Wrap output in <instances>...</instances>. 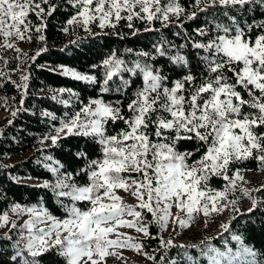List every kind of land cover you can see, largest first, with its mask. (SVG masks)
<instances>
[{"label": "snow or ice", "instance_id": "obj_1", "mask_svg": "<svg viewBox=\"0 0 264 264\" xmlns=\"http://www.w3.org/2000/svg\"><path fill=\"white\" fill-rule=\"evenodd\" d=\"M69 3L76 12L67 25L82 27L88 32L93 24L102 30L115 29L121 21H127V27L134 29V20L149 25L145 32L159 31L151 27L154 21H159L164 28L183 29L186 21H195L200 13L211 10H223L229 23H217L213 17L192 33L178 32L184 39L180 45L161 36L160 41L152 44L151 51L135 52L137 59L131 62L119 58L114 50L102 62L104 72L99 80L95 75L61 67L65 76L100 84L102 94L112 91L110 83L117 77L121 87L115 91L126 89L131 80L124 79L125 74L139 77L142 85L127 104V116L120 101L106 102L101 95L89 99L78 110L66 112L59 126H53L55 134L43 138L56 146L66 137H88L100 145L101 155L83 169L87 175V183L83 185L73 182L71 173L61 174L63 165L58 161L55 162L58 167L45 165L57 175V180L54 185L46 181L43 186L51 187L61 198L66 216L60 219L43 205L14 204L10 211L17 215L27 212L29 219L20 226L19 238L12 241L14 254L0 264H41L43 257L50 253L63 258L64 264H105V257L115 254L109 249L129 247L140 251L143 247L133 243L136 238L120 233V227L135 228L150 236L151 223L159 225L161 232L170 224L186 227L196 215L202 213L207 217L219 213L229 203L233 212L239 213L237 200L229 201L228 193L244 177L239 170L230 176L229 165L255 158L264 167V132L258 131L264 128V20L249 23L238 17L240 12H249L253 6L264 7V0H193L191 10L180 0H69ZM56 10L57 5L51 0H0V37L7 42L6 47L15 48V40L31 41L33 31L40 41H45L42 34L47 26L45 21ZM30 15H35L40 22L33 24ZM63 31L68 32L69 28L66 26ZM138 32L139 29H134L132 35ZM253 33L256 34L253 36ZM188 48L195 51L204 69L199 82L190 63L192 53L182 51ZM44 51L39 49L31 59L35 60ZM125 51L134 52L131 48ZM158 57H166L185 73L172 81L170 87L168 77L156 67ZM27 80L28 76L22 75V83L17 87L27 89ZM64 92L77 95L71 89H59V93ZM61 102L69 104V100ZM246 108L250 111H245ZM44 115L56 119L50 112ZM117 121H123L125 127L109 134V124ZM193 140L204 152L189 163L200 148L195 152L179 151L177 146L180 141ZM77 155L84 158L87 153ZM213 176L228 182L224 190L210 187ZM119 190L135 197L137 204L126 203ZM241 191L249 195L250 190L242 188ZM63 198L70 205H65ZM250 199L248 213L259 210L264 203L255 197ZM79 202L88 207H78ZM145 210L151 214V221L145 220ZM9 223L13 229L17 227L9 211H4L0 214V227ZM221 228L228 231L229 223L221 224ZM112 234L116 235L115 239L110 238ZM0 239L12 240V237L4 233ZM232 240L238 244L235 251L227 241L221 250L209 242L210 238L199 245L177 246L171 239L160 237L165 249H184L182 258L173 259L170 264H201L202 258L207 264H264V259L258 261L257 253L243 243L240 235H233ZM189 247L199 249V256L189 255ZM148 258L156 259L155 256ZM164 259L162 256L161 261Z\"/></svg>", "mask_w": 264, "mask_h": 264}, {"label": "trees", "instance_id": "obj_2", "mask_svg": "<svg viewBox=\"0 0 264 264\" xmlns=\"http://www.w3.org/2000/svg\"><path fill=\"white\" fill-rule=\"evenodd\" d=\"M166 2V0H163ZM181 4L191 10L193 0H180ZM51 3L57 5V10L49 17L45 23L46 28L43 30L45 41H40L34 31L30 33L33 36L31 41L23 40L25 47L22 49L23 62L26 66L24 75L28 76L27 89L18 88L17 85L22 81H17L9 73H0V106L8 109V112L0 120V214L4 211L14 214L10 211L14 204L21 206H39L43 205L49 212L64 219L66 216L65 209L61 207L60 199L51 187H44L45 182L55 184L57 175L52 173L45 165L52 164L54 167L63 165L60 173H71L72 181L78 185L87 183V175L83 171L90 160L100 157V145L94 140L83 136H70L64 138L58 145L53 146L50 140L43 138L49 134H55L53 126H59L60 119L64 114L78 110L82 104L88 103L89 99L103 96L106 102H121L124 115H128L127 104L133 97L137 88L142 85L139 77H130L125 74L124 79H130L131 83L126 88H121L120 92L115 91L121 87L120 79L114 78L110 83L112 91L109 93H100V84H90L85 81H77L71 77L62 74L61 67H71L85 74L97 76L98 80L102 78L104 68L102 62L114 50L117 56L127 62L137 59L135 52L151 51L152 44L160 41L161 36L175 45L184 43L182 36L178 32L187 31L192 33L197 27L202 26L206 20L213 17L217 23L227 24L229 20L223 15V10H211L206 13H200L195 21H186L183 29L178 26L162 27L159 21H154L152 28L159 31H148L144 29L149 27L143 21L134 20V29H139L137 35L133 36L134 29L127 27V21H121L115 29H100L98 25H91V32L82 27L75 25L68 26L67 21L75 14L76 8L69 3V0H51ZM47 7V6H45ZM230 15L234 13H229ZM33 24L40 21L35 15L29 17ZM240 19L251 23L253 20H264V7L253 6L249 12H240ZM68 27L69 31L64 32L63 28ZM119 33L120 35H117ZM256 33H253V36ZM123 37V38H121ZM4 38L0 37V58L3 57V50L6 43ZM44 48L35 60L31 59L35 53ZM131 48L133 53H127L125 49ZM184 54L192 53L190 63L193 74L198 76L204 71L195 56V51L191 48L182 50ZM170 54H174V51ZM97 65L98 67H93ZM156 67L161 68L163 74L168 77L167 86L171 82L181 78L184 71L171 64L166 57L157 58ZM229 75H231L229 73ZM71 89L76 96H70L68 92L59 93V89ZM245 98L247 94L244 93ZM56 96L57 99H53ZM23 99V103L21 100ZM69 100L65 105L61 101ZM245 111H250L245 109ZM16 112L13 116L12 113ZM52 113L56 119L45 116L44 113ZM11 121V123H9ZM109 134L119 132L124 128L123 121H117L115 124H109ZM264 132V128L258 129ZM156 139L155 137H153ZM43 141V142H42ZM179 151H191L199 147L200 152L196 153L190 160L199 159L203 154L204 148L196 141H180L178 144ZM78 152L87 153L82 158L77 155ZM51 157L49 160L48 158ZM59 162L57 165L55 162ZM240 168H250L264 172V167L255 158L247 160L234 161L229 165L228 174L232 176ZM227 184L220 176H213L209 185L213 189H219ZM264 182L253 191V197L264 202ZM65 205H70L67 198H63ZM78 207L86 208L88 205L79 202ZM237 207V206H236ZM249 206L239 208V213L231 214L227 223L229 230L219 231L216 235L210 237V243L216 247L224 249V242L234 251L238 247L236 241L232 240L233 235H240L243 243L251 247L257 253V260L264 259V203H261L259 210L248 213ZM233 217H235L233 219ZM145 220L151 221L152 216L145 210ZM159 225L151 223L149 225L150 236H136L135 241L143 245L144 250L151 251V256H155L157 264H170L173 259H181L184 249L180 247H171L165 249L160 242L161 232ZM4 233H9L12 240L0 239V262L8 261L14 254L11 247L12 241L19 238L20 228L13 229L10 227L6 232H0V237ZM165 240V239H164ZM172 240V239H171ZM173 241V240H172ZM174 242V245H199L200 242L189 244L187 241ZM189 255L199 256V249L189 247ZM165 259L161 261V257ZM41 264H64L63 258L54 253L47 254L43 257ZM201 264H207L205 259H201Z\"/></svg>", "mask_w": 264, "mask_h": 264}, {"label": "rangeland", "instance_id": "obj_3", "mask_svg": "<svg viewBox=\"0 0 264 264\" xmlns=\"http://www.w3.org/2000/svg\"><path fill=\"white\" fill-rule=\"evenodd\" d=\"M3 42L7 43L5 39ZM14 43L15 48H8L5 46L3 50V57L0 58V73L4 74L7 72L17 81H20L21 76L24 75L26 71V66L23 62L22 56V49L25 47V44L21 40H15ZM16 48L20 49V51H16ZM7 112L8 109L0 106V120ZM238 170L244 179L236 181L237 187L234 191H229L228 200L230 201L232 199H236L237 208H243V206L245 208V206L251 205L250 197H253L254 189L264 182V172L250 168H240ZM225 186L217 190H224ZM242 188L249 189V195H245L244 192L241 191ZM118 194L124 198L126 203L132 205L137 204L136 198L128 192L119 190ZM232 207L231 203H229L228 207L223 209L221 212L212 213L207 217H205L202 213L198 214L186 227H181L179 224H170L166 230L163 232L160 231L161 236L165 240L172 239L175 242L187 241L189 244L204 241L206 238H210L222 230L221 224L227 223ZM172 211L175 212L176 209L173 208ZM9 215L15 220L16 225L19 228L26 220L29 219V214L27 212L20 213L19 215L9 213ZM125 218L132 219V217ZM10 227H12L11 223L7 226L0 227V232H6ZM24 231L26 235L27 231ZM118 231L134 238L136 236H144L142 233L137 232L135 228L120 227ZM110 238L115 239L116 235L112 234ZM133 243L137 242L134 240ZM109 251L114 252L115 254L106 256L105 264H157V262L148 258L151 256V251H146L143 247L140 251L129 247H115L114 249H109Z\"/></svg>", "mask_w": 264, "mask_h": 264}]
</instances>
